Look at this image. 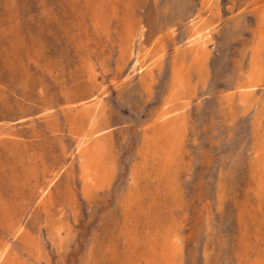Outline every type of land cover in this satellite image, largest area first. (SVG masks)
Wrapping results in <instances>:
<instances>
[{
    "label": "rangeland",
    "instance_id": "1",
    "mask_svg": "<svg viewBox=\"0 0 264 264\" xmlns=\"http://www.w3.org/2000/svg\"><path fill=\"white\" fill-rule=\"evenodd\" d=\"M0 264H264V0H0Z\"/></svg>",
    "mask_w": 264,
    "mask_h": 264
},
{
    "label": "bare ground",
    "instance_id": "2",
    "mask_svg": "<svg viewBox=\"0 0 264 264\" xmlns=\"http://www.w3.org/2000/svg\"><path fill=\"white\" fill-rule=\"evenodd\" d=\"M175 80V79H174ZM176 94V93H175ZM168 96V95H167ZM85 164H86V162H85ZM102 176V175H101ZM6 247V246H5Z\"/></svg>",
    "mask_w": 264,
    "mask_h": 264
}]
</instances>
